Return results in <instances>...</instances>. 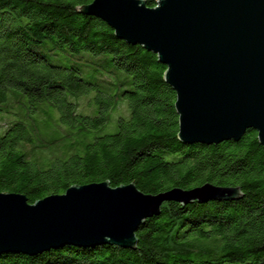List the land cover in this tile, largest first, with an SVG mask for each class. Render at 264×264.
<instances>
[{
  "label": "trees",
  "instance_id": "obj_1",
  "mask_svg": "<svg viewBox=\"0 0 264 264\" xmlns=\"http://www.w3.org/2000/svg\"><path fill=\"white\" fill-rule=\"evenodd\" d=\"M91 1L0 0V111L9 91H18L30 102H48L71 128L28 149L35 132L23 121L5 124L0 192L22 193L33 203L71 185L107 178L111 186L134 183L151 194L210 182L238 186L242 196L184 205L165 201L158 215L140 224L135 249L64 245L34 255L1 253L0 264H264V146L256 131L216 144L180 141L166 66L155 53L117 38L103 20L76 10ZM145 2L152 7L156 0ZM88 55L96 57L93 70L112 80L106 79L115 93L85 82L74 67L51 62L59 56L89 62ZM92 91L105 107L126 103L128 113L118 118L117 130L99 131L80 152L45 167H39L40 157L30 160V151L57 148L108 121L103 110L85 111L80 96Z\"/></svg>",
  "mask_w": 264,
  "mask_h": 264
},
{
  "label": "water",
  "instance_id": "obj_2",
  "mask_svg": "<svg viewBox=\"0 0 264 264\" xmlns=\"http://www.w3.org/2000/svg\"><path fill=\"white\" fill-rule=\"evenodd\" d=\"M114 35L157 55L175 92L177 138L216 144L248 129L264 146V0H92L75 7ZM238 186L210 182L144 193L134 183L71 185L33 203L0 192V254L34 255L64 245L136 248V231L165 201L232 200Z\"/></svg>",
  "mask_w": 264,
  "mask_h": 264
},
{
  "label": "rangeland",
  "instance_id": "obj_3",
  "mask_svg": "<svg viewBox=\"0 0 264 264\" xmlns=\"http://www.w3.org/2000/svg\"><path fill=\"white\" fill-rule=\"evenodd\" d=\"M87 57L91 62L67 59L61 56L56 58L53 57L51 62L54 65L74 67L77 69L80 77L85 82L96 84L100 90L108 92L109 94L115 93L117 89L114 85H112V83L107 82L106 79L108 77L93 70L92 62L96 59V57L93 55H88ZM108 79L112 82L110 78ZM80 98L84 103H86V106H84L86 112L93 115L95 112L103 110V112L108 115V121L99 128H89L84 133L75 134L72 139L65 140L57 148H48L44 151V153L39 149L30 151V160L40 157L39 167H45L49 164L50 160L63 159L72 152H80L84 144L91 141L93 136L99 131L106 134L115 132L118 128V118L123 114L128 113L125 102L121 107L116 106L111 109L113 104L109 107H105V105L101 104L99 94L95 91H92L90 95L80 96ZM88 101H90L89 104ZM3 105L5 110L0 111V132L3 131V126L7 123L12 121H23L30 130L35 132L36 136L34 143L26 145L28 149L36 143H44L45 141L61 138L71 130L69 126L63 124L59 120L58 111L53 109V107H51L46 101L33 103L30 102L28 97L21 92L9 91L7 99ZM82 111L83 109L81 112ZM74 140H77L78 142L76 141L77 143L73 145L71 143H73ZM47 158L49 159L47 160Z\"/></svg>",
  "mask_w": 264,
  "mask_h": 264
}]
</instances>
